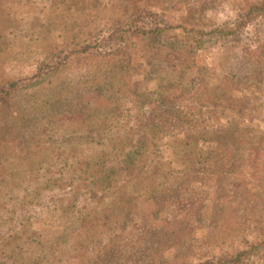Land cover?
Listing matches in <instances>:
<instances>
[{"label":"rangeland","instance_id":"obj_1","mask_svg":"<svg viewBox=\"0 0 264 264\" xmlns=\"http://www.w3.org/2000/svg\"><path fill=\"white\" fill-rule=\"evenodd\" d=\"M7 82L18 83L0 119V144L13 146L0 167V195H20V169L56 175L60 201L45 204L54 203L61 221L48 229L68 257L52 260L40 223L22 225L36 239L23 241L25 251L0 245V264L10 255L29 264H235L245 252L236 264H264V0H0V86ZM153 83L190 116L177 108L173 119L155 118L148 167L173 161L176 176L164 181L168 199L131 231L126 255L112 237L118 228L106 233L108 195L84 181L78 187L74 159V168L63 159L75 147L99 149L101 134L124 133L128 124L132 136L142 134L147 119L134 126L133 116ZM180 150L195 160L192 173ZM14 203L0 201L2 234L12 233L2 220L18 211ZM103 241L107 252L96 258Z\"/></svg>","mask_w":264,"mask_h":264},{"label":"trees","instance_id":"obj_2","mask_svg":"<svg viewBox=\"0 0 264 264\" xmlns=\"http://www.w3.org/2000/svg\"><path fill=\"white\" fill-rule=\"evenodd\" d=\"M155 34L157 33L155 32ZM30 39L29 42L35 45L36 40ZM43 67L45 66L41 65V69H43ZM10 83L11 82H7L3 84V86H0V119L3 121L7 117V115L4 113H7L9 109L13 108V106L6 107L11 106L10 100L8 101L6 99L10 94L9 92L16 88L18 82H14L12 85H10ZM156 86L157 85L154 83L149 84L147 91L142 92V97L145 98L137 106L133 116L134 119L132 123L134 122V126L139 125L138 118L147 119L146 124H144V131L142 134L139 132L132 136L133 128L128 124L122 128L124 133L121 132L114 136L108 133L104 140L101 134L99 136V142L101 143L99 149L86 152L81 148L78 149L75 147L72 157L68 158V160L63 159L65 166H72L73 168V160L71 159H74L75 167L78 173V187H80L84 181V184L89 186V189H91L93 194L97 192V194L104 193L105 195H108L105 200L108 203H113V208L111 209V214H104V225L107 226L108 229L106 233L108 232V235H110V231L112 229H115V227L118 228V233L115 232L112 237L116 234L118 245H120V243L122 244V252L126 255L130 253V242L127 241V239L131 236V231H134L136 228H138V226H136L138 220L144 219L146 217L145 219L147 222H149V216L153 215V209L151 205L159 202L161 198L166 200L168 199L167 191L164 189V187L170 188V186L169 182L166 183L164 181L166 179L170 180L176 176V172L173 168L176 165V162L173 161L165 162L162 158L157 160L156 167H148L147 156L149 153L153 152L152 148L156 145L157 140L159 139V122L155 121V118L157 114L161 112V118L169 120L170 116L173 114V119L174 117L179 116V114H177L175 111L177 108L180 109V114L183 113L190 116L184 106L183 108H179V105H176L175 102L174 106L172 103L166 102V100H164L165 98L170 97L171 94L169 93V90ZM194 87H198V85L194 84ZM192 92L193 91H191L190 94H193ZM154 96L159 97L160 100L158 98H154ZM163 107H172L174 110H163L161 109ZM201 112H204V110L202 108H198L196 111V117ZM13 125L20 124L18 123ZM180 140L181 139H177L174 142L175 149V144L180 143ZM180 145H184V142L181 141ZM11 147L13 146H4V144H0V167H2L5 159H9L11 155H13L9 151V148ZM180 151V159L182 160L180 165L183 167H190L186 171H189L188 174L192 173V166L195 160H187L188 155L186 150L185 156L183 158L184 151ZM18 156L20 157V154ZM70 163H72V165H70ZM2 171L3 170L0 168V173H2ZM19 174L21 176L17 182V186L20 190V195H0V201H5L6 203L7 201H11L13 204H16L14 203V200H16V202L19 203L18 211L16 212L17 217L16 213L14 212L15 214H9L10 216H7L8 218L5 217L6 221L4 220L5 218L2 220V222L5 224H10L11 228L8 229L12 230V233L5 235L0 232V245L5 243L8 245L10 244L11 251H15L29 240H36L32 235L27 236L26 234H23V231L25 227L32 225H39V227H41V223V225H43V230L42 228L38 230H42V232L44 231L43 236L47 237L48 239V244L50 246L49 254L50 256L54 257L52 260H59L64 256L68 257V254L61 252L63 251V248L60 247L62 246L60 242L52 238V236L56 233L55 230L50 231L48 229V223H51L50 227H56L58 225L57 222L61 221L57 210L55 211L51 209V206L54 203L47 205L45 204L49 201H60L59 197L55 195L62 193L59 186L58 177L51 172H44L41 170L37 173L28 175L25 172H22L20 169ZM178 182L179 180L176 183ZM171 188H173V186ZM56 190H58V193H56ZM142 215V218H137L138 216ZM22 216L29 221L34 220V222L32 224H28L25 219H21ZM109 221H112L116 224L111 225ZM22 225L25 227L22 228ZM119 226H121V228ZM13 229H17L18 233L24 236L18 235L16 231H13ZM22 237L24 238L20 241V238ZM24 240L26 241L25 243L23 242ZM37 245H39V243ZM102 245L103 246L101 247V250L103 253L96 258L104 256L107 252L106 249L108 248L105 247L106 243L104 241L102 242ZM141 245L143 244L141 243ZM23 248L25 251L27 248L26 245H23ZM141 249L142 246H140V249L138 250L140 254L143 253ZM248 258L249 256H246L245 252L243 254L237 253V256L231 260H233V262L236 264L242 263ZM229 259L230 258H228V260ZM99 260L101 259L91 258L90 260L81 261L79 264H97L96 262ZM29 263L30 261L27 258H20L19 255H10L8 262H6V264ZM192 264H215V261L205 260L192 262Z\"/></svg>","mask_w":264,"mask_h":264}]
</instances>
